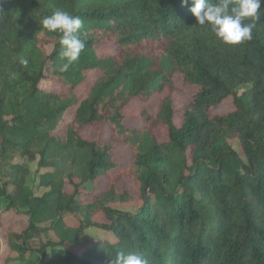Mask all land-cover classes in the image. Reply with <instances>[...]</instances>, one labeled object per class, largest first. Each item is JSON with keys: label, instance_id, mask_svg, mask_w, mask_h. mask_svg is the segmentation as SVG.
Wrapping results in <instances>:
<instances>
[{"label": "trees", "instance_id": "16d2710c", "mask_svg": "<svg viewBox=\"0 0 264 264\" xmlns=\"http://www.w3.org/2000/svg\"><path fill=\"white\" fill-rule=\"evenodd\" d=\"M191 7L181 0H0V197L28 221L20 232L4 229L1 264H110L119 251L149 264H264V5L252 40L236 46L199 26ZM56 8L84 22L85 48L67 72L58 35L39 25ZM105 44L114 51L99 56ZM90 71L98 75L79 99L75 91ZM175 77L194 90L180 124ZM163 91L155 114H139L141 128L124 123L131 100L146 104ZM226 100L232 109L212 115ZM85 129L107 139H85ZM118 147L131 151L121 170ZM69 163L76 170L64 177ZM102 178L107 187L84 201ZM121 179L137 184L138 199L118 191ZM137 200L134 212L110 206ZM97 214L107 223L95 222ZM91 227L114 240L90 242ZM45 233L54 239L43 240Z\"/></svg>", "mask_w": 264, "mask_h": 264}, {"label": "rangeland", "instance_id": "374dc122", "mask_svg": "<svg viewBox=\"0 0 264 264\" xmlns=\"http://www.w3.org/2000/svg\"><path fill=\"white\" fill-rule=\"evenodd\" d=\"M113 51L114 50L112 49V47L107 45V44L101 45L100 50H98L99 56H101V55L105 56L109 53H112ZM97 75H98V73L95 71H93V72L90 71L87 73L86 80L75 91V95L79 99H82L85 97L88 89L92 85L93 81L96 79ZM174 80H175V85L177 87H179V89H181L180 91H178L176 93L174 103H173L174 109L177 111L175 123L180 124L181 116H182V109L189 102L190 97H191L192 93L194 92V90H193V88H187V87L186 88H184V87L180 88V87H182L180 77H175ZM41 88L47 89V90H50V89L51 90H58L59 89L58 85L55 83H52V82H42ZM167 94H168V91L156 93L151 97V99L146 104H143L140 100H137V99L131 100L126 105V108L124 110V116H125L124 117L125 118L124 123L126 125L132 127V128H135V129L141 128L142 127V120L139 116L141 111L143 109H147V111L149 113L155 114L157 112V108H158V105H159L161 99L166 97ZM231 109H232V105H231L230 100H226V101L222 102L216 108L212 109L211 114L212 115H223V114L228 113ZM71 112H72V110L66 114L65 121L70 120ZM65 121L61 124L60 128L55 132L57 135H64L65 123H66ZM81 135H82V137H84L85 139H88V140H92L94 138H98L101 140L107 139V134L105 132L104 133H102V132L95 133L94 130H92V129L83 130ZM158 135H159L160 139H165V133H160ZM231 144H232L233 149L241 157H243L242 151H241L239 143H238V140H236V139L232 140ZM113 158L119 166L117 168V170H121L129 164L130 158H131V151H130V149H128L126 147H118V148L114 149V151H113ZM33 169H34V167H33ZM72 169L76 170V167H74V166L72 167V164L69 163L67 170L63 173V176L66 177L68 171H72ZM113 173L114 172H111V175H113ZM107 183H108V180L106 178H102V179L98 180L97 182H95L94 184H92V186L87 191L83 192L84 201H90L92 196L100 193L102 190H104L107 187ZM35 185H34V187H35ZM64 189L66 191L71 190L67 183L64 186ZM117 189H118V191H128L132 196H134L135 198L138 199L137 184L135 182L131 181L130 179H121L119 181V183L117 184ZM33 190H34V194L36 196H40L44 192V190L35 189V188H33ZM140 204H141V202L139 200H137L135 202H130V203H114V204H110V206L112 208L119 209V210L124 211V212H134L140 206ZM0 217H1L2 227H3V229L0 232V237H3L4 229L18 232V231H21L23 228H25L27 223H28L27 217L25 215H19V214H16L14 211L6 210L5 200L1 197H0ZM71 219L72 218L70 216H67L65 218L67 223H70L72 221ZM93 220L95 222H98V223H107L106 218L102 214H97ZM72 224H74V221L72 222ZM86 234H87V239L90 242L100 243L104 240H106L108 242L114 240V235L112 232L103 231V230H100V229H97L94 227L88 228L86 230ZM41 237L43 238V240H46L48 238L54 239V236L52 233H45ZM2 256L0 255L1 258H2Z\"/></svg>", "mask_w": 264, "mask_h": 264}, {"label": "clouds", "instance_id": "9594fccd", "mask_svg": "<svg viewBox=\"0 0 264 264\" xmlns=\"http://www.w3.org/2000/svg\"><path fill=\"white\" fill-rule=\"evenodd\" d=\"M182 6L191 4L189 9L199 26H208L215 37L223 44L236 46L253 38V29L259 20L264 0H181ZM251 22H245V21ZM41 29L58 35L62 47L61 56L66 60L60 71L67 72L85 48V42L78 32L84 26L79 16L56 8L51 15L43 16ZM20 63L28 65L27 59ZM110 264H149L142 254L132 251H119Z\"/></svg>", "mask_w": 264, "mask_h": 264}, {"label": "crops", "instance_id": "0c3cea01", "mask_svg": "<svg viewBox=\"0 0 264 264\" xmlns=\"http://www.w3.org/2000/svg\"><path fill=\"white\" fill-rule=\"evenodd\" d=\"M26 226H27V225H26ZM25 228H26V227H25ZM25 228H23V229H25ZM23 229H22V230H23ZM22 230H21V231H22ZM9 231H12V230H9ZM18 232H20V231H18ZM0 239H2V237H1ZM4 250H5V249H4V246L2 245L1 248H0V255H1V256H2V254L4 253ZM0 264H1V263H0ZM11 264H24V263H20V262L17 261V262H13V263H11Z\"/></svg>", "mask_w": 264, "mask_h": 264}]
</instances>
